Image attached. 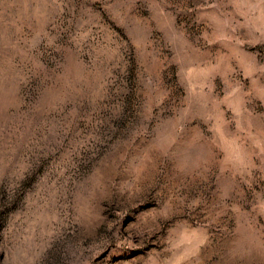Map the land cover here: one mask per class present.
<instances>
[{
  "label": "rangeland",
  "instance_id": "1",
  "mask_svg": "<svg viewBox=\"0 0 264 264\" xmlns=\"http://www.w3.org/2000/svg\"><path fill=\"white\" fill-rule=\"evenodd\" d=\"M174 29L213 62L227 54L241 87L184 167L163 154ZM262 30L264 0H0V264H261Z\"/></svg>",
  "mask_w": 264,
  "mask_h": 264
},
{
  "label": "clouds",
  "instance_id": "2",
  "mask_svg": "<svg viewBox=\"0 0 264 264\" xmlns=\"http://www.w3.org/2000/svg\"><path fill=\"white\" fill-rule=\"evenodd\" d=\"M215 6L220 7L219 4ZM253 36V43H255V39L264 40V30L259 35L253 33ZM227 38L235 40L237 44L245 43L239 37L229 36ZM133 43L137 47L140 46L136 41H133ZM208 43H211V41H208ZM169 46L173 48L171 58L169 59L167 54L162 53L160 59L167 61L169 64V78L178 80V83L175 85V92L180 95H174L170 98L174 110L178 112V115L172 119L168 141L169 146L174 144L175 148L171 151H165L163 154L167 157L175 158L178 167H184L187 164L189 154H195L198 150L205 148L210 151L208 145L214 137H205L199 131L198 125L202 121L208 122L210 128L217 130L226 124L227 120L224 118V109L221 108V104L227 102L233 94L240 95L241 87L240 83L232 77V73L236 69H233L227 63V54L222 53L215 62L207 59L199 37L194 42L189 41L185 38L183 31L174 29L161 45L162 48H168ZM156 59V57H153V60ZM173 64H175V68L172 67ZM258 68L264 70V64L259 65ZM245 74L247 75V73ZM180 85H183L182 89ZM221 90L224 91L223 96L219 94ZM249 92L253 95H259L261 100L264 101V85L257 87L254 84L253 88L249 89ZM167 95L168 92H162L159 99H164ZM261 151L264 152V148ZM148 166L149 164L146 163L145 167ZM227 167L228 165L226 164L221 167L220 173L217 174V182L229 175V173L225 172V168ZM258 167H261L260 175L264 176V165ZM201 175L209 184L213 182L210 167L206 166ZM220 186L223 189L220 192V200L221 203H224V199L229 196L228 188L230 187V183L221 184ZM135 191H139V189H135L130 195H134ZM233 195L237 198L239 197L238 192L233 193ZM198 202L199 199L193 201L188 207H195ZM180 203H183V201ZM233 206L224 203V210L226 211L228 207ZM250 211L264 214V198L258 199L257 203H252ZM252 219H255V215L252 216ZM173 222L176 224L178 238L187 220L180 216H175L167 224H172ZM205 223H211V221L206 220ZM167 224L165 227H167ZM209 235L211 234H206L199 241V244H210ZM171 264H178V261L173 260ZM261 264H264V260L261 261Z\"/></svg>",
  "mask_w": 264,
  "mask_h": 264
},
{
  "label": "bare ground",
  "instance_id": "3",
  "mask_svg": "<svg viewBox=\"0 0 264 264\" xmlns=\"http://www.w3.org/2000/svg\"><path fill=\"white\" fill-rule=\"evenodd\" d=\"M126 257V256H125ZM140 261V260H139ZM150 261V260H149ZM131 263V262H130ZM126 264H129L128 262ZM143 264V263H142ZM151 264V263H150ZM155 264V263H154Z\"/></svg>",
  "mask_w": 264,
  "mask_h": 264
}]
</instances>
